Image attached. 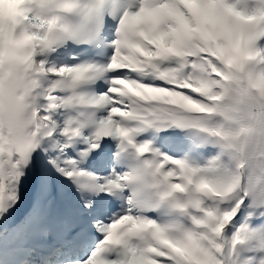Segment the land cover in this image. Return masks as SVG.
<instances>
[{"label": "snow or ice", "instance_id": "1", "mask_svg": "<svg viewBox=\"0 0 264 264\" xmlns=\"http://www.w3.org/2000/svg\"><path fill=\"white\" fill-rule=\"evenodd\" d=\"M0 264H264V0H0Z\"/></svg>", "mask_w": 264, "mask_h": 264}]
</instances>
